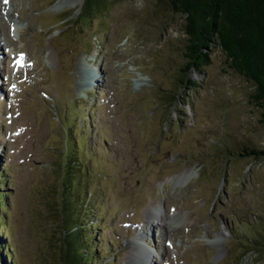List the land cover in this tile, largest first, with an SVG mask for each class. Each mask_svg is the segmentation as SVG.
Segmentation results:
<instances>
[{
  "label": "rangeland",
  "instance_id": "1",
  "mask_svg": "<svg viewBox=\"0 0 264 264\" xmlns=\"http://www.w3.org/2000/svg\"><path fill=\"white\" fill-rule=\"evenodd\" d=\"M11 4L10 22L0 14L9 31L0 23L9 63L0 76V240L10 261L61 264L50 203L72 150L90 223H103L91 226L96 260L133 264L142 243L152 264H264V158L240 153L264 150L262 109L222 49L169 107L188 42L170 0H105L87 18L85 0ZM159 213L179 218L172 234Z\"/></svg>",
  "mask_w": 264,
  "mask_h": 264
},
{
  "label": "trees",
  "instance_id": "2",
  "mask_svg": "<svg viewBox=\"0 0 264 264\" xmlns=\"http://www.w3.org/2000/svg\"><path fill=\"white\" fill-rule=\"evenodd\" d=\"M104 1L85 0L83 16H91L96 8H102ZM170 4L176 13L183 14L188 42L185 50L187 61L182 66V86L167 98L169 107L178 105L185 98L186 89L192 91L197 88L198 83L190 74L193 71L203 73L205 66L211 63V50L220 47L228 66L254 86L250 98L262 109L264 120V0H170ZM72 124L68 128H73ZM71 152L68 151L67 161L62 162L59 189L50 203L56 209V231L60 239L55 242L59 243L60 262L104 264L94 257L95 250H101V247H97L98 239L91 230L95 224L90 223L93 211L84 207L89 202L90 193L79 175L82 171L79 160L71 156ZM243 152H240L241 155L264 158L263 149L244 147ZM2 174L4 171L0 166V231L7 225L3 211L8 206L6 193L2 190L6 179ZM102 224L98 221L95 225ZM8 232L6 228L5 233ZM251 240L258 242V239ZM8 246L2 236L0 264H14L13 259H9L11 253L7 252Z\"/></svg>",
  "mask_w": 264,
  "mask_h": 264
},
{
  "label": "bare ground",
  "instance_id": "3",
  "mask_svg": "<svg viewBox=\"0 0 264 264\" xmlns=\"http://www.w3.org/2000/svg\"><path fill=\"white\" fill-rule=\"evenodd\" d=\"M3 1L4 0H0V6H3V5L8 4V3H6V4L3 3ZM0 9H1V7H0ZM0 23H1V26L3 27V30H2L3 31V35H7L6 30L4 29V27H5L4 22H0ZM1 40H2V37H1ZM5 41H6V39H5ZM182 175H183V178L182 179L184 180V178H185V180H187V179H189V177L191 178L193 176V173L192 172L189 173L187 171V172L183 173ZM156 213H155V215H156ZM153 214L154 213L151 212L150 216L148 217L149 218L148 221H151L152 222V215ZM158 215H159V217L160 216L163 217L162 219H163V224L165 226V231H166L165 233L167 235L172 234L174 232V230H176L175 228H177L176 226L174 227V225H175L174 223L178 222V220H179V218L177 217V215L175 216V215H170V213H167L166 214V218L162 214H160V213L157 214V216ZM172 219L174 221L168 222V220H172ZM138 246L140 248L139 249V257L136 258V259H134L132 257L131 262L133 264H152V262H153V260H151L152 251L149 250L148 247L142 246L141 244H139ZM154 263H158V260H154Z\"/></svg>",
  "mask_w": 264,
  "mask_h": 264
},
{
  "label": "snow or ice",
  "instance_id": "4",
  "mask_svg": "<svg viewBox=\"0 0 264 264\" xmlns=\"http://www.w3.org/2000/svg\"><path fill=\"white\" fill-rule=\"evenodd\" d=\"M5 3H7V0H5Z\"/></svg>",
  "mask_w": 264,
  "mask_h": 264
}]
</instances>
